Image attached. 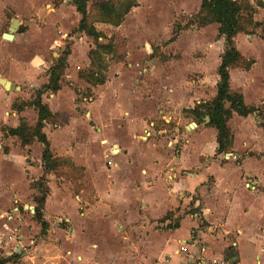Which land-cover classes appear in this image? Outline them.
<instances>
[{
    "label": "crops",
    "instance_id": "crops-1",
    "mask_svg": "<svg viewBox=\"0 0 264 264\" xmlns=\"http://www.w3.org/2000/svg\"><path fill=\"white\" fill-rule=\"evenodd\" d=\"M150 1L158 0H133L131 10H145L150 7ZM159 1L162 7L159 20L156 18L149 24L145 18L134 21V27L140 26L136 29L139 41L146 37L152 38V42L167 41L175 17H192L201 8V0ZM248 2L255 8L253 22L260 28L264 25V0L263 4L258 0ZM24 10L31 16L26 21H19L16 18ZM9 15L12 16L10 20ZM14 19L18 21V27L12 34L13 39L5 40L2 36L8 33ZM80 20L81 15L73 0H0V40L17 47L14 54H0V79L9 81L15 88L7 91L0 85V202H4L0 209V255L5 259L0 263L187 264L198 258H224L230 264H242L244 239L249 230L244 217L255 215L259 234L264 237V71L261 75L259 71L264 69V29L256 34L238 33L233 38L241 57L252 64L247 70L230 68L229 87L243 97L246 106L260 112L246 117L232 113L227 126L231 129L233 141L227 158V153L223 156L217 154V132L209 126V121H205L208 116L198 117V112L191 113L200 104L213 100L217 93V69L224 53L225 39L218 35L219 25L216 23L201 27L181 24L180 29L173 27L176 38L167 47L174 49V57L166 63L165 71L161 70L166 75L167 87L163 95H152L149 101L152 106L149 119H155V114L161 117L170 115V119H179L177 126L183 125L181 134L173 136L175 139L170 144L164 145L166 137L162 134L167 132L159 130L158 136L163 137L154 139V129L149 128L153 137L146 131L153 123L147 125L140 115L130 114L129 108L124 106L128 116L121 121L124 135L132 138L143 132L149 137L143 146L130 145L126 153L116 148L115 158H124L121 164L107 161L112 176L117 178L114 185L118 189V202L113 203L110 195L102 194L96 198L97 208L88 209L78 222L66 220L72 221L69 241L35 243L23 229L17 236L8 235L9 225L20 215L19 206L34 218L35 211L25 209L29 206L25 186L44 175V164H41L43 145L36 138L23 144L19 137L7 135L9 129H16L21 124L31 129L36 126L38 113L35 108L27 106L18 110L14 105L17 101L29 102L35 90L48 83L41 72L45 55L49 52L22 51L29 44L33 47V41L46 43L50 49L56 48L75 28L87 35L78 29ZM7 21L9 27L5 26ZM76 37H70L75 45L78 43ZM145 48L148 53L152 51L150 46ZM255 49L261 52H248ZM71 53L74 56L75 52ZM60 82L62 80L59 85ZM64 91L59 88L48 98L41 94V102L48 107L52 121H61L52 110V103L57 99L61 102ZM188 118L194 124L187 123ZM50 125V121H44L41 129L48 138L52 136ZM64 126L67 128L55 133L72 134L73 128ZM173 130L179 131L178 128ZM178 138L181 144L176 149ZM21 151L26 156L19 155ZM15 156L21 157V164L14 161ZM92 160L89 161L91 167ZM8 168L13 172L21 169L22 177L15 173L7 175ZM104 175L102 169L94 171L96 179L93 180L103 179ZM122 181L125 185H121ZM48 194L47 190L44 201ZM5 199L13 200L16 206L7 209ZM43 220L47 223V233L51 222L46 216ZM33 223L32 233L38 235L40 232L41 235L36 219ZM156 227L160 228L157 230ZM91 236L97 240L92 241ZM60 237H63L62 232ZM8 238L10 242L5 241ZM30 246L32 249L28 251ZM255 259L256 263L263 264L259 254Z\"/></svg>",
    "mask_w": 264,
    "mask_h": 264
},
{
    "label": "rangeland",
    "instance_id": "rangeland-1",
    "mask_svg": "<svg viewBox=\"0 0 264 264\" xmlns=\"http://www.w3.org/2000/svg\"><path fill=\"white\" fill-rule=\"evenodd\" d=\"M131 1L133 0H88L86 3L87 27L89 29L93 28L95 37L78 32L75 28L71 31L69 38L61 42L56 48L50 49L46 43L33 41V47L29 44L23 49L22 52H49L45 55L44 69L41 72V75L45 76L47 81L49 70L57 63L58 58L62 57L64 52L70 53L65 58L66 66L60 72V81L62 80L60 89L65 90L66 97L63 95L61 102L60 99H57L52 103V110L60 117L61 121L48 120L51 122L49 128L52 136L46 137L49 142L52 160L58 162L53 172L46 176L47 184L43 186V189H47L49 194L46 200L43 201L44 211L42 213L44 219L46 216L51 222V229L49 226L44 236L40 235V232L38 235L33 234V221L35 219L28 210L23 211V206H19L20 215L9 225V236H17L23 229L28 236L33 237L35 243L40 241H69L71 239L69 228L72 226V221L78 222L79 218H83L88 209L97 208L96 198L106 193L113 198V203L118 202V189L114 185L117 183V178L115 175L112 176L111 167L107 161H116L121 164L124 162V158L121 156L115 158L114 155L118 153V150L126 153L130 145L143 146L149 137L143 132L132 138L124 135L121 131V127H123L121 121L128 117L124 106L129 108L130 114L135 112V114L140 115L147 125L152 122L153 126L148 125L146 131L151 132V137H153L152 131L149 130V128H153L156 134V137L153 138L157 140H160L163 136L166 137L164 140L165 146L167 142L170 144L175 139L173 136L181 134L183 125L177 126L179 123L177 117L170 119V115H163L162 118L155 114V119H149L152 110L149 101L152 95H163V91L167 87L165 83L166 75L164 72L161 73V70L164 69L165 71L166 63L172 59V56L174 57V49L167 47L176 38L173 27L177 26L180 29L181 24L183 26L201 27L198 23V14L192 17H175L170 27L171 37L167 41L165 39L161 43L158 41L152 42V38L148 37L139 41L136 29H140V26L134 27L133 24L136 18H145L148 24L150 21H155L156 18L159 20L162 7L159 0L150 1V7L147 9L131 10L130 8L124 14ZM262 1L258 0L263 4ZM13 15L15 13H12ZM12 16L9 15L8 19L10 20ZM29 16L31 15H28L24 10L19 12L17 18H14L19 21H26ZM124 16L126 17L124 18ZM243 18L245 21L246 13L243 14ZM5 24L6 27H9L10 22L7 21ZM258 27L251 26L248 29L249 34H256L259 30L264 29V25ZM76 34H78L77 37ZM37 36L35 39H37ZM154 36L156 37V34ZM70 37H76L77 45H75L74 39H70ZM99 45L109 46V48L98 50L97 46ZM146 45L151 47L152 51L150 53L146 51ZM16 49L17 47L14 44L0 40L1 55L14 54ZM93 51L98 52V56L92 57L91 61L89 53ZM251 51L261 52V50L256 49L248 52ZM71 52H75L74 56ZM243 52H245V49H243ZM259 71L261 75L264 69H259ZM92 73L96 74L95 77L97 76V78L98 75L104 74V84L93 86ZM38 91H43L42 94L46 95L47 98L49 94H53L49 90L39 88L31 95L29 102L36 98ZM17 102V104L24 103ZM190 122L191 119L188 118L187 123L194 124V122ZM64 125H69L74 129H72V134L55 133L58 129H66L67 127ZM174 128H178L179 131L173 130ZM159 130H164L167 134L158 136ZM133 140L135 143H133ZM177 142L176 149L181 144V140L178 138ZM42 150H44V147H41V155ZM230 153L231 151L227 153V158L230 157ZM19 155L26 156L24 151H21ZM219 156H223V154H219ZM13 158L14 161L21 164V157L15 156ZM91 158L93 159L92 167L89 165ZM100 169L105 173L104 178L93 180L96 179V175L93 176L94 171L98 172ZM20 170L13 172V169L9 171L8 168L6 173L7 175L15 173L14 175L21 178ZM92 170L94 171L91 176ZM125 182L122 181L121 185H125ZM33 187L34 183L25 186L26 192L28 191L27 205L36 207L38 200L41 199V194L39 190L36 191ZM6 202L8 204L7 209L16 206L13 200L6 201L5 199ZM3 205L4 202L1 201L0 209ZM133 208L134 206L131 209ZM254 217L255 215L243 219L246 220L245 226L249 230L246 232L244 239V261L242 264H253L254 262L256 264V254H259L260 260L264 264V237L259 234L261 232L257 229L258 223ZM70 219L72 220L71 223L66 221ZM143 221L145 222L144 219ZM159 228L156 227L157 230ZM49 231L51 232L49 233ZM61 232L63 237H60ZM91 240L96 241L97 239L92 237ZM5 241L10 242V239H5ZM31 249V246L27 248L28 251H31ZM0 260H2L1 263L5 260L2 255H0Z\"/></svg>",
    "mask_w": 264,
    "mask_h": 264
},
{
    "label": "trees",
    "instance_id": "trees-1",
    "mask_svg": "<svg viewBox=\"0 0 264 264\" xmlns=\"http://www.w3.org/2000/svg\"><path fill=\"white\" fill-rule=\"evenodd\" d=\"M88 0H73L77 12L81 15L78 29L85 32L87 35L94 36L95 31L87 27L86 21V3ZM133 6V1L127 7L124 14ZM246 13V20L243 19V14ZM255 8L248 1H232V0H201V8L198 13V23L200 26H205L210 23L219 25L218 35L225 39V49L221 56V63L217 69L219 81L217 84V93L213 100L197 106L192 114L197 113L198 117L208 116L209 126L214 128L217 132V154H226L231 151L233 136L227 126L232 113H236L241 117H246L250 114L260 112L259 109L248 107L244 104L243 97L233 92L229 87V69L232 67H242L245 70L249 69L252 62L245 61L240 53L234 46L233 38L238 33L249 34L248 30L251 26L257 27L259 24L253 22V15ZM123 14V15H124ZM95 37V36H94ZM109 46L99 45L98 50H106ZM70 52H64L63 56L58 58L57 63L49 70V80L42 90H49L52 92L60 88L59 81L61 78L60 72L66 66V59ZM98 52L93 51L89 53V57L94 58ZM92 73V85H102L105 82V75H98ZM43 91H38L36 98L32 102H24L15 104L14 107L18 110L23 107L31 106L37 110L38 121L34 128H29L25 124H21L16 129H9L7 135L17 136L21 139L23 144H29L33 138H36L39 143L44 147L42 153V161L44 164V175L34 183V189L39 190L41 199L38 200L37 206L34 211V218L41 227V235H45L47 230V223L43 220V205L44 199L47 194V189L44 190L43 186L46 185V175L53 171L57 165L56 160H52L49 151V143L46 136L41 132L43 122L52 118L48 107L41 102V94ZM226 104L229 106L226 107ZM262 115V114H261ZM264 119V115H263Z\"/></svg>",
    "mask_w": 264,
    "mask_h": 264
},
{
    "label": "water",
    "instance_id": "water-1",
    "mask_svg": "<svg viewBox=\"0 0 264 264\" xmlns=\"http://www.w3.org/2000/svg\"><path fill=\"white\" fill-rule=\"evenodd\" d=\"M17 27H18V21L16 19H14L12 21V23H11V27H10L8 33L7 34H4L2 36L3 39L8 40V41L12 40L13 39V35L12 34L15 32V30L17 29ZM0 85L3 86V88L5 90H7V91L8 90H10V91L15 90L14 86L9 81H7V80L0 79ZM205 121L206 122L209 121L208 117H205ZM25 209H29L30 211H32L34 213V208L33 207L25 206ZM187 264H193V263L192 262H189Z\"/></svg>",
    "mask_w": 264,
    "mask_h": 264
},
{
    "label": "built area",
    "instance_id": "built-area-1",
    "mask_svg": "<svg viewBox=\"0 0 264 264\" xmlns=\"http://www.w3.org/2000/svg\"><path fill=\"white\" fill-rule=\"evenodd\" d=\"M4 228H6V224L3 225ZM193 264H230V262L224 258H208V259H202L198 258L196 260H193ZM256 264H261L260 262H257Z\"/></svg>",
    "mask_w": 264,
    "mask_h": 264
}]
</instances>
